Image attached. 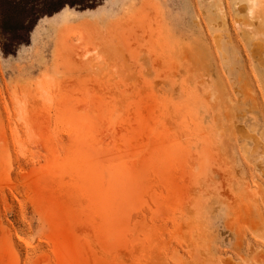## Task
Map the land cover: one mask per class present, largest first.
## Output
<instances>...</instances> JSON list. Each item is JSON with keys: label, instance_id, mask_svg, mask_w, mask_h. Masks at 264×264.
Wrapping results in <instances>:
<instances>
[{"label": "rangeland", "instance_id": "374dc122", "mask_svg": "<svg viewBox=\"0 0 264 264\" xmlns=\"http://www.w3.org/2000/svg\"><path fill=\"white\" fill-rule=\"evenodd\" d=\"M0 264H264V0L67 6L0 44Z\"/></svg>", "mask_w": 264, "mask_h": 264}, {"label": "trees", "instance_id": "16d2710c", "mask_svg": "<svg viewBox=\"0 0 264 264\" xmlns=\"http://www.w3.org/2000/svg\"><path fill=\"white\" fill-rule=\"evenodd\" d=\"M106 0H2L7 9L0 15V44L5 56L29 44L39 20L54 15L67 6L83 10L95 9Z\"/></svg>", "mask_w": 264, "mask_h": 264}]
</instances>
